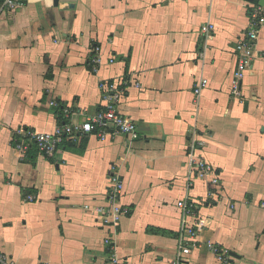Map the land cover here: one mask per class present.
<instances>
[{
	"label": "crops",
	"instance_id": "obj_1",
	"mask_svg": "<svg viewBox=\"0 0 264 264\" xmlns=\"http://www.w3.org/2000/svg\"><path fill=\"white\" fill-rule=\"evenodd\" d=\"M258 5L264 0H23L1 11L0 252L20 264H175L190 244L181 264H264ZM251 30L255 51L235 94L236 46ZM109 82L122 84L119 107L138 138L67 136L53 156L16 148L22 130L55 132L96 114ZM191 156L214 172L200 178ZM113 176L128 210L117 224L98 211L109 209ZM180 200L195 204L185 219L193 236L181 237Z\"/></svg>",
	"mask_w": 264,
	"mask_h": 264
},
{
	"label": "built area",
	"instance_id": "obj_2",
	"mask_svg": "<svg viewBox=\"0 0 264 264\" xmlns=\"http://www.w3.org/2000/svg\"><path fill=\"white\" fill-rule=\"evenodd\" d=\"M23 5V0H3L0 12L4 9H16ZM252 22L255 24L264 23V5H258L253 8ZM212 24L203 27V30L208 33L213 30ZM249 37L240 40L237 43V52L240 54L238 70L235 72V76L232 80L233 92L239 94L240 81L243 77L244 71L251 65L250 61L253 58L255 45L252 39L256 38V31L251 30L248 34ZM260 56L264 58V50L260 51ZM93 62L96 66L101 64L100 57H95ZM130 81H124L123 84H129ZM208 80L206 78L201 79L195 87V93L200 95L201 92L208 86ZM139 87L140 84L136 83ZM122 84H116L115 82H109L107 84V93L104 96V107L94 115H89L82 123H67L58 128L55 132H36V131H21L24 135L21 140L16 142V148L24 155L29 148L35 146L38 151L46 154L47 156H53L62 148L66 137L73 135L83 134H96L102 140H106L112 132L115 134L122 133L129 136L132 139L139 137V131L137 123L122 113L119 107V101L121 97L120 88ZM52 105L58 106V102L52 101ZM195 169L198 172L200 178H205L208 174L214 172V167L208 161L202 158H194ZM114 185L109 193V209L100 207L98 211L107 215L106 221L108 223L117 224L120 222L122 216L127 215V208L121 204L120 197L123 192V183L120 177L113 176ZM216 183V179L214 180ZM264 206V203L262 204ZM178 206L183 211L184 222L181 230V237L193 236L194 230L191 225L187 224L185 219L191 215L194 210L195 204L193 201L180 200ZM195 245V244H193ZM192 246L190 244H181L175 264H181L186 260V255L190 253ZM0 264H20L7 256L5 253L0 252ZM108 264H122L114 257L109 258Z\"/></svg>",
	"mask_w": 264,
	"mask_h": 264
}]
</instances>
